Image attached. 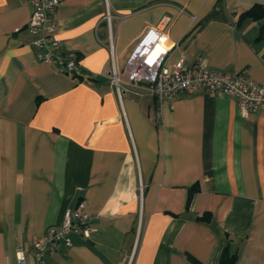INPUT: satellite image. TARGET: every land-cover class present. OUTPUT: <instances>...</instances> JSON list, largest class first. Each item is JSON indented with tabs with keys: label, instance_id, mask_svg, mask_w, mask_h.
Returning a JSON list of instances; mask_svg holds the SVG:
<instances>
[{
	"label": "crops",
	"instance_id": "1",
	"mask_svg": "<svg viewBox=\"0 0 264 264\" xmlns=\"http://www.w3.org/2000/svg\"><path fill=\"white\" fill-rule=\"evenodd\" d=\"M264 0H60L61 53L83 76L37 60L31 7L0 0V264L32 263L33 243L81 202L95 231L47 264H264V110L198 91L162 106L108 76L107 8L115 64L139 37L163 28L167 66L183 57L212 70H246L264 84V18L240 13ZM142 182V190L139 184Z\"/></svg>",
	"mask_w": 264,
	"mask_h": 264
},
{
	"label": "built area",
	"instance_id": "2",
	"mask_svg": "<svg viewBox=\"0 0 264 264\" xmlns=\"http://www.w3.org/2000/svg\"><path fill=\"white\" fill-rule=\"evenodd\" d=\"M31 7L26 23L27 29L36 36L32 45L37 60L55 66L60 72L73 77H82L83 70L77 55L61 53L62 40L57 36L54 13L60 0H24ZM112 13L107 8L104 19L107 23L106 45L110 51L111 65L108 76L119 98L124 94L122 76L132 86H144L146 92L157 102L156 117L160 118L162 106L172 107L173 101L183 95L198 91L225 94L233 98L242 114L249 111L264 110V84L252 79L246 70L218 71L207 66L195 64L183 67L181 57L172 69L167 66L168 48L163 28L169 18L163 17L159 26L147 28L139 37L128 56L122 70L115 64L112 33ZM142 182L139 189L142 190ZM95 229L91 225L89 213L84 204L75 209H66L62 223L50 227L46 233L33 243L32 263L47 264V255L56 252L61 246L71 245L70 234H79L89 239ZM131 258L126 264H130ZM17 264H28L23 252H17Z\"/></svg>",
	"mask_w": 264,
	"mask_h": 264
},
{
	"label": "trees",
	"instance_id": "3",
	"mask_svg": "<svg viewBox=\"0 0 264 264\" xmlns=\"http://www.w3.org/2000/svg\"><path fill=\"white\" fill-rule=\"evenodd\" d=\"M260 19L264 18V6L262 4H253L251 7L243 10L239 15V20L244 18ZM264 25V22L262 23ZM237 259L236 253L229 251L227 245L223 248L220 263L221 264H235Z\"/></svg>",
	"mask_w": 264,
	"mask_h": 264
}]
</instances>
